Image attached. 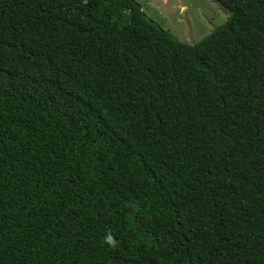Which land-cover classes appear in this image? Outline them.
Listing matches in <instances>:
<instances>
[{
	"label": "trees",
	"instance_id": "16d2710c",
	"mask_svg": "<svg viewBox=\"0 0 264 264\" xmlns=\"http://www.w3.org/2000/svg\"><path fill=\"white\" fill-rule=\"evenodd\" d=\"M215 1L189 44L139 0H0V264H264V0Z\"/></svg>",
	"mask_w": 264,
	"mask_h": 264
},
{
	"label": "rangeland",
	"instance_id": "374dc122",
	"mask_svg": "<svg viewBox=\"0 0 264 264\" xmlns=\"http://www.w3.org/2000/svg\"><path fill=\"white\" fill-rule=\"evenodd\" d=\"M143 9L182 42L194 44L222 25L229 11L215 0H139ZM126 16L121 18L125 22Z\"/></svg>",
	"mask_w": 264,
	"mask_h": 264
},
{
	"label": "clouds",
	"instance_id": "9594fccd",
	"mask_svg": "<svg viewBox=\"0 0 264 264\" xmlns=\"http://www.w3.org/2000/svg\"><path fill=\"white\" fill-rule=\"evenodd\" d=\"M106 241H107L109 244H111V243H112V239H111V237H110V236L107 237V238H106Z\"/></svg>",
	"mask_w": 264,
	"mask_h": 264
}]
</instances>
